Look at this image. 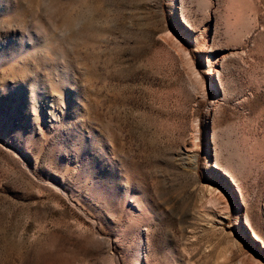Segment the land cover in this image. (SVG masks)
<instances>
[{"label":"rangeland","instance_id":"rangeland-1","mask_svg":"<svg viewBox=\"0 0 264 264\" xmlns=\"http://www.w3.org/2000/svg\"><path fill=\"white\" fill-rule=\"evenodd\" d=\"M0 264H264V0H0Z\"/></svg>","mask_w":264,"mask_h":264}]
</instances>
